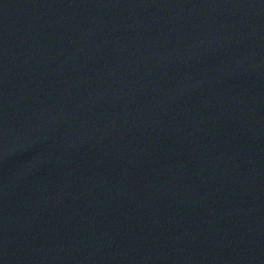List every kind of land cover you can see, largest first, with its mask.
<instances>
[{
  "label": "water",
  "instance_id": "obj_1",
  "mask_svg": "<svg viewBox=\"0 0 264 264\" xmlns=\"http://www.w3.org/2000/svg\"><path fill=\"white\" fill-rule=\"evenodd\" d=\"M0 264H264V0H0Z\"/></svg>",
  "mask_w": 264,
  "mask_h": 264
}]
</instances>
